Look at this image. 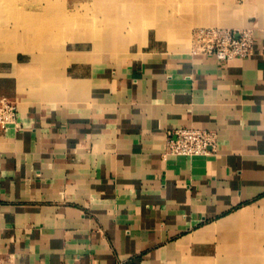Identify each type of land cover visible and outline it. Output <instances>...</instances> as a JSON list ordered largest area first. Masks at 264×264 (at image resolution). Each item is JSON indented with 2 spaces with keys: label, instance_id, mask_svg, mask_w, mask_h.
I'll return each mask as SVG.
<instances>
[{
  "label": "crops",
  "instance_id": "crops-1",
  "mask_svg": "<svg viewBox=\"0 0 264 264\" xmlns=\"http://www.w3.org/2000/svg\"><path fill=\"white\" fill-rule=\"evenodd\" d=\"M226 1L228 14L206 17L252 28L249 57L148 37L120 58H66L78 92L44 96L0 55V97L17 103L0 127V264L257 260L246 230L264 218V0ZM177 127L215 131V151L167 154Z\"/></svg>",
  "mask_w": 264,
  "mask_h": 264
},
{
  "label": "rangeland",
  "instance_id": "rangeland-1",
  "mask_svg": "<svg viewBox=\"0 0 264 264\" xmlns=\"http://www.w3.org/2000/svg\"><path fill=\"white\" fill-rule=\"evenodd\" d=\"M207 7L211 15L221 16L228 14L229 3L225 0H0V55L13 59L14 73L23 80L27 77L22 83L40 85L41 93L49 96L53 93L52 87L60 86L56 84L68 65L66 58L82 56L90 61L120 58L126 51L143 44L136 41L142 34L141 26L147 29L146 38L159 39L164 48L185 50L189 40L191 43L194 27L213 24L206 17ZM233 13L238 17L239 10L234 9ZM161 28L172 39L159 36ZM177 31L184 34L178 36ZM77 32L83 34L77 35ZM93 38L98 42L96 50ZM120 39H126L125 48L116 46L115 42ZM14 54L26 57L22 61L28 62H16ZM64 78L67 85L57 92L77 93L80 82ZM36 94L29 87L28 95ZM262 223L254 230H246L247 236H251L247 241L252 240V254L257 260L239 264H264V218Z\"/></svg>",
  "mask_w": 264,
  "mask_h": 264
},
{
  "label": "built area",
  "instance_id": "built-area-1",
  "mask_svg": "<svg viewBox=\"0 0 264 264\" xmlns=\"http://www.w3.org/2000/svg\"><path fill=\"white\" fill-rule=\"evenodd\" d=\"M191 53L208 55L217 61L234 58H246L254 51L253 29L245 27L234 29L220 26L194 27L190 34ZM17 103L6 97H0V127L16 123ZM217 146L215 131L177 127L167 131L165 152L172 155H206Z\"/></svg>",
  "mask_w": 264,
  "mask_h": 264
},
{
  "label": "bare ground",
  "instance_id": "bare-ground-1",
  "mask_svg": "<svg viewBox=\"0 0 264 264\" xmlns=\"http://www.w3.org/2000/svg\"><path fill=\"white\" fill-rule=\"evenodd\" d=\"M147 27H148V25H146ZM146 27H145V25L144 26H141L140 27V29H141V31H142V34H141V36H140V39H139V41L136 39V41L138 42V43H145V40H146V35H147V29H145ZM143 29H145V32L146 33H144V30ZM181 31V30H180ZM77 35H81V34H83V32H77L76 33ZM158 34H159V36H161V37H163V38H165V39H170L171 37H170V35H169V33L168 32H166V30H164V29H162L161 28V30H159L158 31ZM184 34V33H183ZM182 33H180V32H176V35H178V36H181V35H183ZM85 35V34H84ZM102 35V34H101ZM144 35V36H143ZM85 39H86V37H85ZM172 39V38H171ZM93 41H94V48L93 49H98V42L96 41V39H94L93 38ZM97 42V43H96ZM112 42V41H111ZM117 45V47H120V48H125L126 47V45L128 44V43H126V39H120V41L119 42H115ZM115 43H113V44H115ZM108 45H109V43H107ZM181 46L184 44L182 41L179 43ZM178 44V45H179ZM101 45V44H100ZM94 51V50H93ZM46 83L48 84V82L46 81ZM60 84V86L59 87H57V88H59L57 91H62V90H64L65 89V87H66V85H67V82H66V80H65V78H63L62 77V80H61V82L59 83ZM48 87V86H47ZM63 87H64V89H63ZM54 90V89H53Z\"/></svg>",
  "mask_w": 264,
  "mask_h": 264
}]
</instances>
